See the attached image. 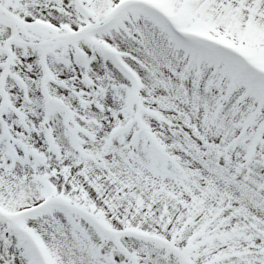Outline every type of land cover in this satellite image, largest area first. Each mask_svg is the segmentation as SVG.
Here are the masks:
<instances>
[{"label": "snow or ice", "instance_id": "1", "mask_svg": "<svg viewBox=\"0 0 264 264\" xmlns=\"http://www.w3.org/2000/svg\"><path fill=\"white\" fill-rule=\"evenodd\" d=\"M0 264H264V0H0Z\"/></svg>", "mask_w": 264, "mask_h": 264}]
</instances>
